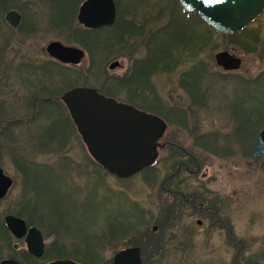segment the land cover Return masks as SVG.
I'll return each mask as SVG.
<instances>
[{
	"label": "rangeland",
	"instance_id": "374dc122",
	"mask_svg": "<svg viewBox=\"0 0 264 264\" xmlns=\"http://www.w3.org/2000/svg\"><path fill=\"white\" fill-rule=\"evenodd\" d=\"M17 2L20 0H9L8 3L13 6L18 5ZM75 2H66L62 7L69 4V9L75 14ZM118 3L120 20L130 18L133 14L141 19L160 9L167 16L172 11L175 15H180L178 0H118ZM37 11L40 22L33 36L21 37L18 30L10 28L3 29L2 32L4 37L1 40L8 42L6 46L0 44V167L14 183L8 195L0 200V225L7 214L17 215L25 220L26 226L33 224L32 226L41 230L48 244V254L52 253L57 240L63 244L59 247L69 257L81 263L87 260L94 264H112L117 251L129 246L137 247V244L142 243L147 254L144 264H264V158L254 162L251 157L255 133L264 120V84L250 85L248 90L242 88L236 98H231L228 93L223 94V101L228 105L232 102L240 105L245 100L244 112L238 114L237 119L229 116L230 111L220 112L221 109H216L218 107L194 115L199 121L197 123L201 124L202 133L219 130L222 139L229 137L227 141L231 144L227 150L233 148V154L229 157L223 156L225 153L219 155V149L216 153L195 149L190 129L177 134L178 143L197 156L201 163H205L200 175L206 173L203 181L211 192L206 199L217 197L215 206L219 212L216 219L232 227V236L239 243L235 246L226 245V233L219 224L211 230V241L204 242L205 232L210 228L209 218L208 215H197L195 210V214L192 213L194 216H188L186 222L181 218L180 223L187 224L200 219L203 222L202 230L193 235L194 249L183 257L178 222L173 219L175 214H169L167 207L176 206L173 199L177 196L165 194L161 190L163 175L168 172L163 169L162 163L158 160L151 171L123 180L107 174L86 153L64 105L58 99L45 101L50 97H59L74 86L99 88L102 76L105 79L114 77L116 72L108 68L115 54L114 49L109 51L100 48L101 46L98 49L87 46L90 48V55L78 63V67L65 70L69 74L57 71V74H48L46 77H20V70L17 69L20 62L29 60L41 65L49 61L41 51L48 41L59 40L79 46L82 40L73 24L70 28L67 27V31L48 25L50 19L47 4L40 1ZM260 21L262 24L251 29L263 27L260 37H264V15L258 20ZM165 22L160 21L159 25ZM69 30L72 31L70 35ZM200 31L201 34L207 33L203 23ZM104 37L109 41L114 33H105ZM216 39L217 46L206 49L205 55L201 54L202 59L206 61L207 56L226 46V49L243 54V68H247L249 80L264 71V49L260 52L257 50L255 54L252 52V47L256 45L253 35L247 33L232 38V46L226 44L228 41L224 43L221 38ZM247 45L249 54L242 51V47ZM90 56L94 67L89 68ZM96 69L101 72L96 73ZM164 79L166 80L165 77ZM32 83L35 87H30ZM48 87L52 91L44 90ZM203 87L207 88L208 83ZM216 88L224 89L228 86L226 83H216ZM235 88L233 86L232 89ZM33 90L38 92H32ZM166 90L167 88L162 93L165 94ZM205 97L214 101L211 105L216 106L215 100L209 99L207 94ZM225 106L226 104L223 107ZM33 110L36 116H30ZM211 111L212 114H208ZM193 125L194 119L189 121V127ZM199 184L193 179L194 186ZM74 185L83 187L84 190L79 193ZM76 194L80 197L72 202L70 197ZM87 194L89 197H86ZM131 205L139 208L143 220L131 217ZM120 219H132L135 229L128 232L126 229L121 232L119 230L121 234L113 237L114 223H119ZM154 225L158 229L151 232ZM162 238L164 239L160 240ZM83 240L89 243L90 251L87 249V252L84 248ZM157 241L161 245L165 244V247L158 256L151 258L148 250L150 247L156 249ZM242 245L244 249L236 259ZM20 247L21 264L41 262L31 261L23 254L22 242Z\"/></svg>",
	"mask_w": 264,
	"mask_h": 264
},
{
	"label": "flooded vegetation",
	"instance_id": "af4514ba",
	"mask_svg": "<svg viewBox=\"0 0 264 264\" xmlns=\"http://www.w3.org/2000/svg\"><path fill=\"white\" fill-rule=\"evenodd\" d=\"M40 1L47 4L49 10L48 19H50L48 25H50V27H53L54 29H65L64 31H67V27L70 28L73 24L76 33L82 37V40L81 43H79V46L70 45L69 43L59 40L48 41L41 51L46 55L49 61L41 65L35 62H30L29 60L20 62V67L18 66L17 68L20 70V77L22 79L24 76L46 77L48 74H57V71L60 73L64 72L63 74H69L70 72L65 73V70L79 66V64L73 65L62 63L51 57L46 52V46L52 41H58L65 46L79 48L84 53L81 62H83L91 53L90 48L87 46H93L95 49H98L101 46L100 48H105L109 51L114 49L115 54L113 60L108 65L110 70L116 72L114 77L112 76L105 79V77L102 76L99 88L80 85L71 87L70 89L75 87L94 88L97 92L106 97L113 98L117 102L130 105L141 112L157 116L161 119L162 131L157 140V144H159L160 147L157 148V160L155 161L159 160L162 163L163 169H167L168 171L163 175V180L160 185L161 190L165 194L177 196L173 199L176 206L174 208L171 206L167 207L169 209V214H175L173 219L178 222V233L181 235L179 241L182 245V250L180 251H182L181 255L183 257L188 255V252L194 249L195 239L193 238V235L202 230L201 226L203 222L200 219L195 222L192 221V223H180L182 221L181 218H184V221L186 222L187 220L185 219H187L188 216L190 217L195 210L197 215H208L209 218L210 228L205 232L206 237L204 238L206 241L204 242H207V240H209V242L211 241L212 229H215L219 224L226 233L224 238L225 244L230 246L239 245V243L236 242V239L232 236V227L227 226L225 223L216 219L219 212V209L215 206V200L217 197L206 199V196H210L211 192L207 189L203 181L206 173L202 174L203 177L200 175L205 163H201L197 156L188 152L183 145L178 143L179 137L177 134L181 131H185L184 129H187V131L190 129L192 130L191 140L195 149H204L211 153H214L215 151L217 152L219 149V155L225 153L223 156H230L233 148L227 150L231 144V142H228L229 137H227V139H222L219 136V130L211 133H202L203 129L201 124L197 123L199 121H197L196 116L194 115H197L198 112L218 107L216 109H221L219 110L220 112L223 110L230 111L229 116L237 119L238 114L240 115L244 112L245 100L243 99L240 105L238 102H232L228 105L223 101V94L228 93L231 98H236L238 92L241 91L242 88L248 90L249 86L253 84L263 86L264 71H260L253 80H249L248 70L247 68H243V54H241V56L235 53L232 49H226V46L223 47L221 51L213 52L210 55L211 57L207 56L206 61L201 58V54L205 55L206 49H212L217 46L215 41L216 38H221L224 43L228 41L226 44L231 45L232 42L230 40L232 38L247 33L253 35L256 43L255 46L258 45L257 48H255V46L252 47V52L254 54L257 53V50L260 52L264 49V37H260L263 27L259 26V28H255L256 30H252L251 28L257 24H262V22H258V20L264 15V11L243 30L233 34H222L210 29L198 15L186 12L179 3H177V5L180 15H175L172 11L170 13L171 15L169 14L167 16L166 14H163L162 9H160L157 11L158 13L150 12L151 14L146 15L141 19L136 18L133 14L130 18L124 17V19L120 20L118 0H113L115 6L114 22L111 25L89 28L77 21L79 7L87 0H76V2L75 0H20L19 3L17 2L18 5L14 4L13 6H9V0H0L1 45L5 44L4 46H6V43L8 42V40L5 39L3 41L1 40L4 37L2 33L3 29L10 28L14 31L18 30L17 33L24 38H29L37 32L40 22V14L37 10ZM66 2H75V14L72 9H69V4L62 7ZM11 11L18 14L17 26H12L6 18L7 14ZM126 15L128 14L126 13ZM164 20L166 21L165 24L159 25L160 21L164 22ZM201 23L205 26L207 33L201 34ZM249 29L254 32L251 33ZM71 32L72 31L69 30L68 35H70ZM105 33H114V37L108 41V39H105L104 37ZM92 38L94 40H92ZM248 50V45L242 47V51L249 54ZM224 52L231 58L239 61L236 68L226 69L217 64L216 55ZM90 58L88 65L89 68L92 66L94 67L92 56H90ZM114 63L115 66L111 68V65ZM99 69H96V73L98 74L101 72ZM106 81L108 82V86H106ZM206 82L208 83V87L204 88L203 85ZM216 83H226L228 88L218 89L216 88ZM230 85L232 86L230 87ZM233 86H236L235 90L232 89ZM30 87H35V84L32 83ZM165 88H167V90L166 93L163 94L162 92ZM70 89L65 90V92ZM44 90L52 91V88L48 87ZM32 92L38 91L33 90ZM206 94L209 99L216 101L217 104L215 107L211 105L214 101H209L205 97ZM61 95L59 97L55 96L47 98L45 101L49 102L58 99L63 104L60 100ZM225 104L226 106L223 107ZM208 114H212V111L208 112ZM31 115L36 116L34 110L31 111L30 116ZM192 119H194V125L190 128L189 121L191 122ZM71 123L73 124L72 120ZM234 123L238 124L239 122L234 121ZM73 129L78 134L75 126ZM78 136L82 142L79 134ZM230 140L232 141V138H230ZM226 141L229 144L226 143ZM82 144L85 147L86 153L89 155L85 144L83 142ZM89 156L92 161L103 170L97 161L92 158L91 155ZM3 174L6 175L4 172ZM195 178L197 179L195 180ZM193 179L200 184L194 186ZM13 183L14 182L11 179V184L6 195H8V192L11 190ZM203 186L205 187L202 191ZM74 188L77 189L79 193L84 190V188L80 186L74 185ZM89 194H87L86 197H89ZM78 197H80V195L76 194L71 196L70 200L73 202L78 199ZM217 201L219 202V199H217ZM8 215L11 214H7L6 216ZM11 216L20 219L17 215ZM5 218L6 217H4L3 222L0 225V264L5 261L21 264L20 242L24 245L23 254L25 253L31 261H41L37 264H50L60 260H71L83 264L79 260L69 257L68 254H66L67 252L59 247L63 244L58 243L57 240L54 242L55 248L52 250V253L48 254L49 251L47 249L48 244L46 238L38 228L37 229L41 232L43 237L44 252L39 257L29 254L25 243V236L20 238L13 234L7 227ZM173 225L174 224L172 223V226ZM30 227L34 226L27 225V229ZM163 239L164 238L160 240ZM156 244V249L150 247L148 250V256L151 258L155 255L158 256L160 251L165 247V244L161 245L158 241ZM243 249L244 247L242 245L239 254H236L235 256L236 259L239 257ZM49 250L51 251V249Z\"/></svg>",
	"mask_w": 264,
	"mask_h": 264
},
{
	"label": "water",
	"instance_id": "95a60500",
	"mask_svg": "<svg viewBox=\"0 0 264 264\" xmlns=\"http://www.w3.org/2000/svg\"><path fill=\"white\" fill-rule=\"evenodd\" d=\"M187 12L194 13L212 30L233 34L243 30L264 10V0H178ZM12 26L18 24V14L11 11L6 16ZM115 18L113 0H87L80 7L77 21L94 28L111 25ZM46 52L62 63L76 65L84 53L76 47L52 41ZM218 65L226 69L236 68L238 60L227 53L216 55ZM115 63L111 65V68ZM60 100L85 144L89 154L110 175L119 179L130 178L150 167L157 158V140L162 131L159 117L141 112L134 107L117 102L98 93L94 88L76 87L63 93ZM254 162L264 158V128L259 132L252 150ZM11 179L0 169V199L4 198ZM5 222L16 236H25L29 254L41 256L44 241L36 227L27 229L25 222L8 215ZM152 232L157 226L151 228ZM1 264H16L2 262ZM50 264H79L60 260ZM112 264H143L140 248L127 247L114 254Z\"/></svg>",
	"mask_w": 264,
	"mask_h": 264
},
{
	"label": "trees",
	"instance_id": "16d2710c",
	"mask_svg": "<svg viewBox=\"0 0 264 264\" xmlns=\"http://www.w3.org/2000/svg\"><path fill=\"white\" fill-rule=\"evenodd\" d=\"M264 127V120H263V124L261 125V127L258 129V131L255 133L256 135H255V138H254V141H256V138H257V135H258V133H259V131L262 129ZM264 160V159H263ZM151 169L152 168H148V169H146V170H144L143 171V173H146V172H148V171H151ZM140 210H139V208L136 206V205H131V210H130V214H131V217H135V219L136 220H143V215L142 214H140ZM168 217H169V214L167 215V219H168ZM128 222V223H127ZM134 222V221H133ZM132 222V219L130 220H127V221H122L121 219H120V221H119V223L118 222H115L114 224H115V226H114V235H113V237L114 236H116V234H121L120 232H121V230H125L126 229V231L128 232V231H132V230H134L135 228H133V226H134V223ZM141 222V221H140ZM30 225H33V224H30ZM128 226H130V228H128ZM138 226V225H137ZM138 228V227H137ZM119 230H120V232H119ZM111 234V233H110ZM111 236H112V234H111ZM83 245L85 246V248H86V251H87V249H89V251L91 250V248L89 247V243L86 241V240H83ZM100 246V245H99ZM137 247H140V249H141V256H142V260H143V264H144V262L146 261V252L144 251V246H143V244L141 243V244H137L136 245ZM88 252V251H87ZM83 262V264H94L93 262H89V261H87V260H85V261H82Z\"/></svg>",
	"mask_w": 264,
	"mask_h": 264
}]
</instances>
